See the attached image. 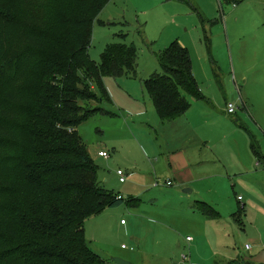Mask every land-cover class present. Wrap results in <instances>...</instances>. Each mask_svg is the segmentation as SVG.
Masks as SVG:
<instances>
[{"label":"rangeland","instance_id":"rangeland-1","mask_svg":"<svg viewBox=\"0 0 264 264\" xmlns=\"http://www.w3.org/2000/svg\"><path fill=\"white\" fill-rule=\"evenodd\" d=\"M263 30L264 0H110L105 4L93 23L90 59L99 62L107 45L122 42L135 48L137 67L135 76L104 77L110 100L91 105L102 107L107 114L96 113L78 127L98 166L100 184L123 195L119 206L106 207L85 220V237L91 250H99L102 255L108 250L134 253L133 264H158L165 256L178 259V263L188 253L185 238L189 234L193 239L189 247L193 264H224L226 252L251 253L244 250L245 244L251 246L253 238L264 239V226L244 228L239 224L244 194L230 185L235 182L233 178L227 180L228 185L219 177L192 183L219 213L217 221L200 218L201 225L194 220L200 216H193L188 209L193 193L181 187L153 186L155 181L164 184L170 178L164 162L156 163L159 157L163 159L160 153L174 150L188 140L189 134L199 144L203 140L207 157L228 166L240 158L249 165L256 163L252 139L264 155V83L262 92L255 93V81L263 80L264 72H255L254 63L259 60L250 47ZM174 41L188 49L204 98H189L190 107L183 120L167 124L159 118L143 82L163 72L156 54ZM22 49L19 34H14L9 55L15 56ZM229 103L234 113H228ZM100 149L110 157L98 156ZM118 169L125 174L123 184L118 181ZM133 196L140 197V220L134 235L141 240V247L131 242L120 224V220L130 224L125 207H130ZM144 221L170 226L167 232L166 226L156 225L172 243L165 246L162 242L147 249L148 237L153 234L140 224ZM141 250L147 253L142 255Z\"/></svg>","mask_w":264,"mask_h":264},{"label":"trees","instance_id":"trees-1","mask_svg":"<svg viewBox=\"0 0 264 264\" xmlns=\"http://www.w3.org/2000/svg\"><path fill=\"white\" fill-rule=\"evenodd\" d=\"M109 1L0 0V264H108L88 246L84 222L123 199L100 184L78 127L107 114L91 105L110 100L104 77L136 75L131 45L89 57L93 23ZM17 33L23 49L11 56ZM156 57L163 72L143 87L168 122L186 113L189 98L204 97L185 47L174 41ZM251 150L264 163L253 139Z\"/></svg>","mask_w":264,"mask_h":264},{"label":"crops","instance_id":"crops-1","mask_svg":"<svg viewBox=\"0 0 264 264\" xmlns=\"http://www.w3.org/2000/svg\"><path fill=\"white\" fill-rule=\"evenodd\" d=\"M258 34L260 35V37H258L255 40V44L254 43L250 44V47L254 52L255 59L259 60L258 62L254 63L256 66L254 67L255 72L259 70V74H260L264 72V30ZM192 72H193V65H192ZM244 82H247L246 79L244 80ZM261 82L264 83V78L263 80L261 79V81L260 80L255 81V88L257 89L255 93L260 94L262 92L261 87L262 86L264 87V85L261 86ZM184 115L185 114L166 123L178 124L180 120H183L182 118ZM200 141H201L200 143L201 145L198 142H196V138L193 137V135L189 134L188 140L182 141L179 144H177L174 150L164 149V151L160 153L161 155H163V159L159 157L156 163L158 164L159 162L162 163L164 162L167 170L169 171L170 178L168 179V181H170L171 184L167 185L166 184L167 181L164 184H160L159 181H155L153 183V186L165 187L164 185H166L170 187H181V189L184 190V192L193 193L194 197L189 199L188 209L191 210L192 212L191 214L193 216H196V214L200 216L198 217V219H194V220L198 223V225H201V222L203 221L200 218H203L205 220H211V219L215 220L219 218V213L214 208V203L209 198L205 199L198 191V188L192 186V183L198 181L199 179L209 178L211 180L213 178L212 180H214L216 177H219L221 179H224L225 183L228 185L229 182L227 180L228 179L232 180L233 178L235 182L234 183L230 182V185L233 188H236L238 191L241 190L244 194V198L241 199L244 200V202L241 204L243 210L241 213H238L239 224H242V227L244 228L249 226L252 228L263 227L264 226V163L256 160V157L253 154L256 163L251 165L248 164L247 160L243 161V159L241 158L238 159L234 165L229 164L228 166L226 164H222L220 161L213 160L206 156V154L203 152L204 142L203 140ZM99 151H105V150L100 149ZM107 154L108 157L105 159H108L110 157V154L108 152ZM155 170H158V168L155 167ZM117 177L119 181V176L117 175ZM101 182L103 183L102 180ZM125 182L126 179L124 182L119 181L120 184H123ZM188 187H192V188L190 189ZM117 195L123 196L122 193H119ZM137 197L138 196H133L128 203V206L130 207H125L127 210H129L130 224L124 222V220H120V224L123 227L122 229L130 236L131 242L140 245L141 247L142 244L141 240L138 237H135L134 235V233L135 232L137 233L138 231V221L140 220L139 214L137 213L139 207L137 205L140 203V197L138 198ZM121 198L123 199V197ZM200 203H205L207 206H209L212 209V211L215 212L214 214L215 217L211 218L202 214L198 207ZM122 207L123 206H120L116 210L121 209ZM112 211L113 210H111V212ZM158 223L159 224H154L152 221L148 223H146L145 221L144 223H140L142 226H144V228H146V232L150 230L153 234V236L148 237L147 249H150L153 245H161L162 242L164 243L165 246H169V244L172 243V239L169 240L168 238H166V236H162L159 233L158 228L156 227V225H164L166 226L164 230L165 231L167 230L168 232V229H171L170 226L163 224L161 222ZM205 226H207L206 223L204 224V227ZM156 231H158L157 234H155ZM188 235L189 234H187L186 236ZM192 242L193 239L190 242H187L188 243L187 254H189V260L187 262L182 261L180 258L179 262L175 263L176 260L178 259H171L170 257L165 256L163 258V261L161 263L159 262L158 264H193L192 262L193 260L189 252V247ZM245 245H249V244H245ZM121 248L126 249V247L123 245ZM244 250H246L245 246H244ZM93 251L99 254L108 264L110 263L113 264L111 256L113 257L120 256L126 261H128L130 264H133V257L135 256L134 253L119 252L118 250H111V253H109L108 250V254H103V255L99 252V250H93ZM246 251H251V253L240 255V254H233L226 252L225 254H223L225 258L224 264H259V263H254L249 259L257 256L262 251H264V239L253 238L250 249ZM145 253H147L146 250L145 252L144 250H141L142 255H145ZM108 255L111 258V262L110 261L108 262Z\"/></svg>","mask_w":264,"mask_h":264},{"label":"built area","instance_id":"built-area-1","mask_svg":"<svg viewBox=\"0 0 264 264\" xmlns=\"http://www.w3.org/2000/svg\"><path fill=\"white\" fill-rule=\"evenodd\" d=\"M227 111H228V113H234V106H233L232 103H229V104H228V106H227ZM98 154H99V156L104 157V158H107V157H108V154H107V152H105V151H99ZM116 173H117V175L119 176V181H120V182H124V181H125V174H124V172H123L122 170L118 169V170L116 171ZM166 184H167V185H170L171 182H170V181H167ZM119 198H120V197H119ZM185 240H186L187 242H190V241L192 240V238H191L190 236H187V237L185 238ZM245 249H246V250L250 249V245H245ZM181 260L184 261V262H187V261L189 260V254L182 255Z\"/></svg>","mask_w":264,"mask_h":264},{"label":"water","instance_id":"water-1","mask_svg":"<svg viewBox=\"0 0 264 264\" xmlns=\"http://www.w3.org/2000/svg\"><path fill=\"white\" fill-rule=\"evenodd\" d=\"M249 260H251L254 263L264 264V251H262L257 256L250 258ZM112 262L113 264H130L128 261L119 257H113Z\"/></svg>","mask_w":264,"mask_h":264}]
</instances>
